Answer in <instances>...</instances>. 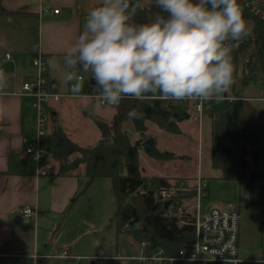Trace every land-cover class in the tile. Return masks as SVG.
<instances>
[{"label": "trees", "instance_id": "1", "mask_svg": "<svg viewBox=\"0 0 264 264\" xmlns=\"http://www.w3.org/2000/svg\"><path fill=\"white\" fill-rule=\"evenodd\" d=\"M143 3L145 9L135 17L137 22H145L157 11L150 0L147 3L143 0ZM238 3L244 18L253 25V38L246 37L239 42V46L233 50L232 62L235 64L239 55L254 46L250 64L244 66L242 80L245 85L251 82L264 83V22L245 9L243 0H238ZM18 15L0 12V16L5 17ZM81 72L85 78V92H98L90 74L82 69ZM177 102L180 108L184 106L182 102ZM253 104L244 101L211 102L204 116L211 121L213 169L221 172L223 180L244 183L249 206H260L264 210V111L256 109ZM180 108L164 100L140 103L125 98L114 107L115 114L109 124L95 122L101 138L90 147L73 142L59 125L57 115L50 113V133L42 141L46 154H51L63 163L59 176H71L83 168L87 180L85 190L97 179L111 181L116 203L111 223L117 235L130 234L140 244L147 242L150 251L164 249L169 255H177L190 245L194 227L186 225L180 228L153 191L140 194L147 183L141 174L139 161V152L146 140L132 144L123 126L131 122L134 130L143 134L146 131L145 123L150 122L160 129L178 133L172 120L183 122L189 115L188 108ZM132 109L140 114L139 118L129 119L127 114ZM225 149L229 150V154ZM151 158L166 159L161 154L160 157ZM152 185L154 188L167 187L169 181L156 177ZM85 190L76 197L81 196ZM262 230L264 232V216ZM94 264H117V260L102 258Z\"/></svg>", "mask_w": 264, "mask_h": 264}, {"label": "clouds", "instance_id": "2", "mask_svg": "<svg viewBox=\"0 0 264 264\" xmlns=\"http://www.w3.org/2000/svg\"><path fill=\"white\" fill-rule=\"evenodd\" d=\"M157 11L145 22L143 0H102L87 14L83 31L67 49L71 91L89 73L101 99L220 102L234 84L232 52L249 34L238 0H150ZM51 64V61L49 62ZM0 109V115H2ZM129 119L139 118L132 109Z\"/></svg>", "mask_w": 264, "mask_h": 264}, {"label": "rangeland", "instance_id": "3", "mask_svg": "<svg viewBox=\"0 0 264 264\" xmlns=\"http://www.w3.org/2000/svg\"><path fill=\"white\" fill-rule=\"evenodd\" d=\"M93 1L96 6L102 3V0ZM144 1L148 2V0ZM246 22L250 30L247 37L253 38V25L249 20ZM253 48L254 46L244 53L252 57ZM50 68L51 76L57 82L64 96L59 104L60 107H56L54 110L59 124L73 142L83 147L94 146L101 138L95 122L109 124L115 114V109L101 107L96 101L82 97L80 93H78L80 97L68 99L66 96L69 81L66 80V75L73 70L58 62L51 65ZM74 71L77 76L81 75L78 69ZM245 95L264 97V83H250ZM164 101L180 108L177 101ZM183 105L180 109H189L188 118L179 123L172 120V123L176 124L178 133L160 129L150 122L145 123L146 131L143 134L137 133L131 122H127L123 126V130L127 132L132 144L152 138L162 157L166 158L157 160L149 157L143 149L140 150V171L142 176L147 179L146 184L152 185L153 178L161 177L175 186H178L179 181H185L188 187L192 188L199 177L206 180L208 187L202 194V214H205L213 206L224 210H236L240 215V259L254 261L264 257L263 208L249 206L244 183L223 180L221 172L213 169L211 121L207 116H204L201 124L191 108L186 104ZM253 106L264 111V103H254ZM48 133H50V129ZM62 165L63 163L51 154H45L41 169L46 175H54L59 173ZM74 174L83 176V168L76 170ZM86 182V178L80 180L82 184L79 185V193L85 190ZM179 195L181 198L183 194ZM191 197L182 203L184 207L194 204ZM179 202L181 203V201ZM115 211L116 203L111 181L97 179L85 190L73 210L61 216L62 220L60 219L59 226L54 227V232H52L54 237L50 235L49 239L55 240V243L53 242L55 247L69 246L74 253L79 255L101 259L112 257L117 260V264H137L135 259L141 254V244L130 234L117 235L116 228L111 223ZM40 221H38L39 226L43 224ZM63 221L65 222L62 226ZM29 223L34 226L33 221H26L25 225ZM96 261L95 259L94 263ZM78 263L91 264L87 260H81ZM65 264H70V262Z\"/></svg>", "mask_w": 264, "mask_h": 264}, {"label": "crops", "instance_id": "4", "mask_svg": "<svg viewBox=\"0 0 264 264\" xmlns=\"http://www.w3.org/2000/svg\"><path fill=\"white\" fill-rule=\"evenodd\" d=\"M93 7V0H0L1 13L20 14L0 16V70L13 75L0 83V264H77L73 259L55 258L66 250L70 257L79 258L78 262L94 264L95 259H101L76 254L69 246L55 247V240L49 239L61 216L70 213L82 196L75 198L84 175L44 176L36 172L26 155L36 122L34 98L22 92V85L35 78L32 59L39 54L46 57L48 78L61 92L50 67L57 62L65 65L67 49L83 31ZM6 55L11 59L6 60ZM61 102L51 103L50 113L55 114ZM26 206L37 210V221L16 213ZM26 221H33L34 226L25 225ZM38 221L43 224L39 226ZM34 255L40 258L34 261Z\"/></svg>", "mask_w": 264, "mask_h": 264}, {"label": "built area", "instance_id": "5", "mask_svg": "<svg viewBox=\"0 0 264 264\" xmlns=\"http://www.w3.org/2000/svg\"><path fill=\"white\" fill-rule=\"evenodd\" d=\"M245 9L254 17L264 22V0H243ZM54 14H58L59 10L55 9ZM6 60H10V55H6ZM233 58V52H232ZM251 55H239L234 66V84L230 90L224 94L223 100L220 102L233 103L244 101L249 103H264V97H249L245 95L250 83H243V69L245 65L250 64ZM233 63V62H232ZM35 69V78L22 85V92L34 98L33 107L36 111V122L32 134L31 141L26 147V155H28L38 174L46 176L41 169L42 160L45 157L46 150L42 146V141L47 135L49 125V115L51 103H59L63 98V94L59 91L57 85L48 78V61L46 57L39 54L32 59ZM82 85L80 94L82 97L96 101L99 106L104 108H114L106 104L100 97L99 91L86 93L85 78L83 74L78 76ZM71 82L68 86L67 98L80 97L71 91ZM252 83V82H251ZM263 83V82H262ZM177 101V100H176ZM191 108V111L197 116L202 124L204 112L209 103L215 101L200 100H179ZM208 182L201 177L197 183L189 188L185 181H179L178 186L171 185L167 187L154 188L153 185L146 184L140 194L154 192L158 200L164 204L171 201L168 209L169 216L175 219L176 224L182 228L186 225L194 227V236L190 245L180 251L177 255H169L164 249L154 251L149 250L147 242L141 243V254L135 259L137 264H264V257L254 261H243L239 257V239H240V215L236 210H224L218 207L209 209L202 214L201 202L203 199V191L207 189ZM183 194L180 198L179 194ZM190 196L194 200L192 206L184 207L182 203L189 200ZM181 201V203L179 202ZM16 213L24 219H32L37 221L38 212L35 208L26 206L16 211ZM40 257L33 256L34 261ZM55 258L73 259L77 261L79 258L70 257L68 251L59 253Z\"/></svg>", "mask_w": 264, "mask_h": 264}, {"label": "water", "instance_id": "6", "mask_svg": "<svg viewBox=\"0 0 264 264\" xmlns=\"http://www.w3.org/2000/svg\"><path fill=\"white\" fill-rule=\"evenodd\" d=\"M12 76H13L12 74H8V73H5V72L0 70V83L9 79V78H12ZM92 82H93V84H95V82L93 80H92ZM142 148H143L144 152L147 153L149 156L156 157V158L160 157V152L158 151L156 143L152 138L146 140L143 143ZM225 152L227 154H229L228 149H225ZM170 205H171V201H167L164 204L165 210H168ZM17 223L20 224V218L17 219Z\"/></svg>", "mask_w": 264, "mask_h": 264}]
</instances>
